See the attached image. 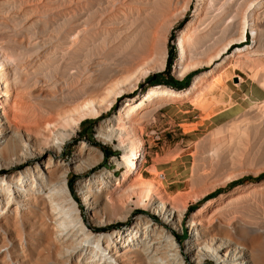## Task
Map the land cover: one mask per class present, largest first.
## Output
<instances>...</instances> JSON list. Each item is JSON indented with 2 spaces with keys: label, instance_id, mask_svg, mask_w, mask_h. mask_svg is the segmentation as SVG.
Wrapping results in <instances>:
<instances>
[{
  "label": "bare ground",
  "instance_id": "1",
  "mask_svg": "<svg viewBox=\"0 0 264 264\" xmlns=\"http://www.w3.org/2000/svg\"><path fill=\"white\" fill-rule=\"evenodd\" d=\"M189 1L180 0L179 7L164 21L166 29L183 15ZM211 3L193 0L189 17L176 30L172 73L181 78L200 64L208 67L194 73L181 89L165 84L148 85L126 97L111 115L101 118L96 135L115 139L112 144L122 153L115 158L121 172L114 176L105 169L77 180L86 210L94 220L124 219L137 207H146L158 223L138 214L122 231L91 232L80 220L68 191L67 176L71 169L79 171L92 166L101 151L80 139L72 159L66 162L61 156L62 149L83 120L109 110L124 92L132 90L155 69L164 67L165 39L149 56L138 61L124 60L122 66L113 67L112 75L107 78L98 77V70L106 66L102 58L94 59L90 68L83 67L72 74L69 69L73 61L69 60L67 65L64 60H56L55 50L68 57L75 48L68 42V33L58 34L52 27L59 11L55 1L0 0V171L16 168L0 176V218H5L9 209L14 212L26 207L29 197H38L39 191L47 190L45 198L57 224L56 237L70 245L76 238L75 228L82 236L79 243L88 247L87 252L78 253L77 257L87 264H119L109 253V249L115 252L116 245L128 257L125 260L137 264H263L247 247L259 242L258 236L235 223L229 226L226 222L225 225L201 220L222 194L207 199L190 212V233L194 231L195 235L187 240L180 254L174 231L181 226L187 205L214 186L184 196H178L179 191L170 196L162 181L156 179L154 164L148 166L153 177L141 173L144 118L164 103L182 98L192 102L208 88L210 78L219 69L253 62L263 51L255 41L263 34L256 11L264 14V0H248L237 7L235 0H230L231 11L227 16L235 23V31L204 57L188 60V40L197 36L194 25L204 18L203 12ZM71 6L65 4L62 8L71 9ZM247 30L252 43L232 46L234 40H242L245 32L247 35ZM72 34L71 41L75 42L77 35ZM229 46L235 48L229 52ZM212 233L217 240L212 238ZM5 260L2 258V262Z\"/></svg>",
  "mask_w": 264,
  "mask_h": 264
},
{
  "label": "rangeland",
  "instance_id": "2",
  "mask_svg": "<svg viewBox=\"0 0 264 264\" xmlns=\"http://www.w3.org/2000/svg\"><path fill=\"white\" fill-rule=\"evenodd\" d=\"M54 1L59 11L52 27L58 34L68 33V42L75 48L68 57L55 50L56 60H64L67 65L69 60L73 61L69 70L76 74L78 69L90 68L94 59L102 58L106 60V66L98 70V77L105 78L112 75L113 67L122 66L124 60L138 61L152 54L162 39H165L167 53L172 48L175 57L176 30L184 25L193 9V0H190L183 15L166 29L164 21L179 7L180 0ZM210 1L212 3L203 12L204 18L197 20L194 25L197 36L188 40V60L204 57L235 31V23L227 16L231 11L228 4L230 0ZM246 1L235 0L236 7ZM70 3L71 9L62 8ZM256 16L263 34L255 41V45L263 51L255 61L219 69L210 78L208 88L194 97L192 102L182 98L164 103L152 110L141 125L144 140L141 173L144 177L154 176L148 169L149 165L154 164L157 170L155 177L162 181L170 196L178 191V196H184L210 186L214 187L206 194L218 189L214 196L207 197L205 194L187 205L181 226L174 231L180 254L185 250L187 240L195 235L194 231L190 233V212L207 199L222 194L201 220L213 221L215 224L217 221L223 224L226 222L229 226L235 223V226L258 236L259 242L247 247L264 264V14L257 10ZM73 32L77 35L75 42L71 41ZM246 42L252 43L248 33L245 39L234 40L231 45H244ZM234 48L229 46L228 51ZM173 62L174 59L168 72L178 78L172 73ZM207 67L206 64H200L188 73L193 75ZM162 72H166V62L163 68L155 69L153 73ZM146 80L147 77L141 79L132 90L118 97L113 103L115 107L111 106L102 112L103 116L83 120L82 127L66 140L62 149L61 156L66 162L72 159L80 139L101 151V156L92 166L79 171L71 169L67 176L68 191L75 202L77 213L83 225L91 232H108L113 229L122 231L135 221L138 214L151 218L150 209L137 207L124 219L109 222L94 220L86 210L85 199L77 187L78 179L98 174L105 169L114 176L120 174L121 169L117 167L115 158L121 156V149L112 144L114 138L108 140L96 135L97 124L101 118L116 111L126 97L151 85ZM245 89H250L255 98L245 97L242 94ZM228 95L231 96L230 100ZM235 102L242 109L233 106ZM183 109L189 111L182 112ZM104 147L114 154L105 157ZM15 169L6 168L0 171V176ZM228 176L236 177L229 180ZM46 191H39L38 197H29L25 202L26 207H20L14 212L9 209V214L0 218V264H87L77 257L78 253L87 252L88 247L79 243L78 239L82 236L75 228L76 238L70 245L68 241L64 244L56 237L57 224L45 198ZM151 220L158 223L157 219ZM212 238L217 240L215 235ZM117 248L115 252L109 249V253L119 264H137L133 260H125L128 257ZM2 258L7 261L2 262Z\"/></svg>",
  "mask_w": 264,
  "mask_h": 264
},
{
  "label": "trees",
  "instance_id": "3",
  "mask_svg": "<svg viewBox=\"0 0 264 264\" xmlns=\"http://www.w3.org/2000/svg\"><path fill=\"white\" fill-rule=\"evenodd\" d=\"M173 59H174V49L170 48L168 50L167 57H166V72H162L161 74H155L153 72L149 73V74H151V76L149 74L146 76L147 77L146 83L151 84V85L166 84V85L171 86V87L176 88V89H180V88L185 87L188 84V81L186 82V80L183 79L182 83H179V82H177V79L174 76L170 75L168 72L169 66H170ZM191 75L192 74H189V73L186 74V77L188 78L187 80H189ZM148 76H150V77H148ZM112 107L114 108L115 105L112 104ZM99 116H103V113H101ZM82 124L80 123L81 127H82ZM89 128H90V126H89ZM103 151H104L105 157H108V156H111L114 154L111 150L108 151L105 147L103 148ZM217 192H218V189L214 190L213 192L206 194L205 196L211 197V196H214L215 194H217Z\"/></svg>",
  "mask_w": 264,
  "mask_h": 264
},
{
  "label": "crops",
  "instance_id": "4",
  "mask_svg": "<svg viewBox=\"0 0 264 264\" xmlns=\"http://www.w3.org/2000/svg\"><path fill=\"white\" fill-rule=\"evenodd\" d=\"M176 79H177V82H179V83H182L183 79H185L186 82L188 81V83H189V80H187L188 78L186 77V75H184V76H183L182 78H180V79H178V78H176ZM242 94H243L245 97H252V98H255V96L252 95L250 89H245V90L242 92ZM228 99H229V100L231 99V96H230V95H228ZM225 101H226V100H225ZM225 101L223 100V102H225ZM232 105L235 106V107H237V108L242 109V106H241L239 103H237V102L233 103ZM226 108H228V107H226ZM188 111H189V109H183V110H182V112H188Z\"/></svg>",
  "mask_w": 264,
  "mask_h": 264
},
{
  "label": "built area",
  "instance_id": "5",
  "mask_svg": "<svg viewBox=\"0 0 264 264\" xmlns=\"http://www.w3.org/2000/svg\"><path fill=\"white\" fill-rule=\"evenodd\" d=\"M112 156V155H111Z\"/></svg>",
  "mask_w": 264,
  "mask_h": 264
}]
</instances>
